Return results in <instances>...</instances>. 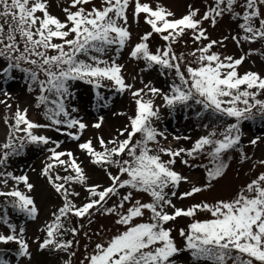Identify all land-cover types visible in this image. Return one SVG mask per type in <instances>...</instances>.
<instances>
[{
  "label": "snow or ice",
  "instance_id": "1",
  "mask_svg": "<svg viewBox=\"0 0 264 264\" xmlns=\"http://www.w3.org/2000/svg\"><path fill=\"white\" fill-rule=\"evenodd\" d=\"M65 3L61 19L51 14L48 0H0V84L14 81L19 73L28 92L38 91L35 107L43 109L46 121L30 120L28 109L19 106L11 118L5 117L7 134L0 142V197L5 198L0 225L8 233H0V244L14 243L18 260L31 259L25 229L11 221L8 209L37 219L38 208L30 195L35 186L26 172L16 175L8 169L10 161L35 146L48 153L40 175L62 201L41 229L45 238L37 244L41 251L67 253L64 264H72L85 227L83 223L71 226L72 218L91 225L97 214L112 217L119 228L107 240L101 237L90 251L85 246L79 264H180L177 258L183 253L188 254L189 264H264V171L228 199L202 200L188 207L174 203L211 191L230 168L231 153L239 154L241 165L253 161L241 146L243 126L258 119L264 126V99L260 98L264 76L253 71L241 74L239 68L250 56L264 59V0H208L203 14L189 5L180 18L144 0ZM141 16L150 31L133 43L132 23H139ZM225 16L237 31L211 39L205 22L215 28ZM154 35L164 44L153 51ZM185 36H190L194 47L178 54L175 46ZM229 38L242 51L244 44L261 47H250L239 58L214 50L225 46ZM126 51L129 60L143 62L141 72L157 70L168 81L167 91L143 79L140 88L128 83L120 63ZM78 82L92 86L97 108L109 107L100 89L131 94L134 115L128 116L116 136L105 140L97 135L82 141L89 124L74 115L79 109L71 105ZM0 95L11 98L3 87ZM0 104L11 108L5 99ZM161 109L169 115L179 109L197 120L207 119L206 134L194 141L187 135L173 136L177 141H192L189 147L163 146L161 138L167 140L168 134L155 124L162 119ZM103 123L101 116L91 127L100 130ZM42 130L78 142L89 163L104 171L108 186L89 184L83 162L72 151L61 150L63 141L41 134ZM262 139L257 136L248 143L256 147ZM202 158L207 163H196ZM178 161L189 169H203L205 182L197 184L177 171ZM257 166L264 167V159L253 161L250 171ZM182 184L191 187L179 192ZM76 185L87 194L80 205L75 202L81 195L74 190ZM201 214L208 218L198 219ZM181 217L191 221L186 229H179L183 246L177 245L174 229L168 226ZM101 231L93 235L101 236ZM66 234L73 239H64ZM83 234L92 240L89 232ZM0 264H11L2 250Z\"/></svg>",
  "mask_w": 264,
  "mask_h": 264
},
{
  "label": "rangeland",
  "instance_id": "2",
  "mask_svg": "<svg viewBox=\"0 0 264 264\" xmlns=\"http://www.w3.org/2000/svg\"><path fill=\"white\" fill-rule=\"evenodd\" d=\"M48 2L51 14L63 19L62 8L66 6L65 0H48ZM95 2L97 5L99 4V0H95ZM144 2L152 4L153 7L157 4L162 5L174 12L176 18H180L182 15L187 13L189 5L193 8L200 9L201 14H203L208 0H144ZM173 6L177 7L173 8ZM129 18L131 21V15ZM204 27L208 29L210 38L214 40L223 39L225 36L235 34L237 31L235 24L231 22L227 16H225L215 28H213L208 22H205ZM147 31H150V28L144 23V17L141 16L139 23H132L133 43L137 42L139 36L143 35ZM185 42H187V44ZM163 44L164 42L156 35H154L150 41L153 51ZM192 47H194V45L191 42L190 36H185L180 43L175 46L178 54L180 52H187ZM250 47L260 48L261 45L259 43L254 45L244 44L242 51L236 46L231 38H229L225 41V46L214 50L220 51L225 55H231L239 58L243 52H246ZM120 63L125 66L124 75L127 82L134 84L135 88L143 86L140 83L141 79H143L145 83L150 81L154 86L163 88L167 91L168 81L164 77H161L155 69L150 72H141L140 69L144 67L143 62L129 60L127 57V51L122 54ZM247 71L258 72L264 76V59L258 55L248 57L239 68V72L241 74ZM14 75L17 77L14 81H10L7 84H0V87L6 88V90L11 94L10 99L0 95V99L7 100V104L11 105V108H8L5 104H0V142L5 140L7 134V125L4 122L5 117L7 116L11 118L14 115L17 106L21 109H28V118L30 120L39 123H46L42 115L43 109L35 107V97L38 95V91L31 93L28 92L27 85L25 81L20 78V74L15 73ZM133 77H135V79H133ZM74 91L75 99L71 101V105L79 109V112L74 115L83 117L84 122L89 124V128L82 136V141L90 138L94 139L97 135H102L105 140H108L116 136L117 130L122 129L128 123V116L134 115L135 104L129 92L120 95L107 89H100L101 93L109 100V107L97 108L95 107L94 101L95 93L91 85L78 82L74 85ZM260 98L264 99V96H261ZM156 103L160 104L161 101L157 100ZM118 113H124L125 115H118ZM101 116L104 118L102 128L100 130L92 128L91 125ZM161 117L162 119L160 121H156L155 124L159 129L166 130L168 134L167 140H163L161 138V144L165 147H189L192 141L201 135L206 134L205 129L203 128L204 122L202 120L195 119L192 113H186L177 109L173 115H169L167 109H161ZM113 119H116L117 121L112 123ZM9 123H11V119H9ZM213 123H215V121ZM243 132L244 136L241 146L244 148L245 152L249 156L253 157V161L264 159V139H262L256 147H253L248 143L251 139L257 136L264 137V126L261 125L259 119L256 122L245 123L243 126ZM41 134L48 135L55 140L64 142L61 150L72 151L78 158V161L83 162L82 166L85 168L89 177V184H102L104 186H108L110 182L104 171L89 163L86 155L78 149V142L72 141L60 133H56L51 130H42ZM174 135L191 136L192 141H177L173 139ZM47 155L48 153L44 148L29 146L23 156L10 161L9 171H13L16 175L26 172L30 178V182L34 184L35 187L30 195L34 198L38 208V217L35 220H29L22 214L14 213L10 208L8 209L11 221L16 223L18 228L23 227L25 229V238L28 240L31 251L30 260H27L26 258H20L18 260L15 255L18 251L16 244H0V250H3L4 248L9 250L6 252L5 258L9 259L11 264H64L65 260L68 258L67 253L59 252L58 254H51L50 250L41 251L37 244L38 241H42L45 238V233L41 231V229L45 227L46 223L50 222L51 213L61 206L62 203L59 195L55 193L54 189H52V187L47 183V180L40 175L41 169L47 160ZM231 155L232 160L230 162V168L228 169L226 175L216 183L215 187L211 191L197 194L196 196L183 201L174 200L177 207H188L194 203H199L202 200L214 202L217 199H228L232 197L241 186L255 178L259 172L264 171V167L259 166L250 171L253 161H247L241 165L238 158L239 154L231 153ZM164 159H167V157H164ZM201 162L207 163V160L202 158L200 161H196V163ZM110 170L115 172L114 169ZM176 170L180 171L184 175L190 176L197 184H203L205 182L204 170L201 168L189 169L181 165L178 161ZM190 187L191 185L189 184H182L178 191L184 192L189 190ZM21 188H23V186H21ZM74 190L81 193L80 197L75 198V202L78 205L85 202L87 194L83 188L80 185H76ZM143 199L145 201L148 200L146 196H144ZM197 218L206 219L208 217L205 214H201ZM190 222L191 221L188 218L181 217L175 222H170L168 225L174 229L173 236L176 239L177 245L183 246V238L179 236V229H186ZM79 223H83L85 227L81 230L80 235L78 236L79 245L75 248L77 254L75 257H72V264H79V261L85 254V246H87L90 251L95 243L100 242L101 237L104 240H107L111 236L115 235L119 228V226H116L113 223L112 217H105L99 214L93 218V223L91 225L87 224V220L78 221L76 218H72L71 226H76ZM97 231H101V236L93 235ZM84 232H89V235H92L91 241L84 236ZM0 233L7 234L8 229L5 226L0 225ZM65 239H73V237L70 234H67L65 235ZM177 259L180 261V264H189V256L187 253H183Z\"/></svg>",
  "mask_w": 264,
  "mask_h": 264
},
{
  "label": "trees",
  "instance_id": "3",
  "mask_svg": "<svg viewBox=\"0 0 264 264\" xmlns=\"http://www.w3.org/2000/svg\"><path fill=\"white\" fill-rule=\"evenodd\" d=\"M203 122H204V124H207V123H209V121L207 120V119H204V120H202ZM214 122V121H213ZM4 199L5 198H0V205H4ZM67 235V234H66ZM64 239H65V236H64ZM2 252L4 253V255L6 254V252H7V249H4V250H2ZM50 253L51 254H58L59 252H57V251H52V250H50Z\"/></svg>",
  "mask_w": 264,
  "mask_h": 264
},
{
  "label": "bare ground",
  "instance_id": "4",
  "mask_svg": "<svg viewBox=\"0 0 264 264\" xmlns=\"http://www.w3.org/2000/svg\"><path fill=\"white\" fill-rule=\"evenodd\" d=\"M175 7H177V6H173V8H175ZM114 121H117V120H116V119H113L112 123H113ZM114 126H115V125H114Z\"/></svg>",
  "mask_w": 264,
  "mask_h": 264
}]
</instances>
